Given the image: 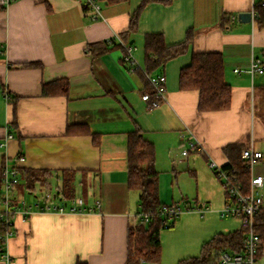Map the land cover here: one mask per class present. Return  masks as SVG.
<instances>
[{"label":"crops","instance_id":"obj_1","mask_svg":"<svg viewBox=\"0 0 264 264\" xmlns=\"http://www.w3.org/2000/svg\"><path fill=\"white\" fill-rule=\"evenodd\" d=\"M253 1H150L128 42L138 66L125 60L123 48L98 57L86 49L126 31L142 0H101L97 20L77 0H14L0 9V173L5 163L39 172L34 190L22 180L15 197L41 188L60 204L70 179L68 197L80 199L82 210L36 208L38 200L46 203L45 193L26 203L32 212L14 215L0 264H126L128 229L139 207V192L128 187V134L136 127L155 147L160 201L194 207L162 230L161 264L199 256L215 235L242 227L240 217L222 216L230 199L211 162L228 164L233 146L264 154V72L249 71L252 54L264 60V26L240 18L252 13ZM190 29L186 52L152 73L166 74V99L150 107L142 99L149 87L143 35L160 32L173 45ZM195 52L223 55L232 88L228 108L200 111L198 90L180 89V71ZM58 79L68 80V93L43 92V84ZM70 126L89 131L68 133ZM188 138L203 149L184 155ZM254 173L264 177V156ZM259 261L264 264V242Z\"/></svg>","mask_w":264,"mask_h":264},{"label":"trees","instance_id":"obj_2","mask_svg":"<svg viewBox=\"0 0 264 264\" xmlns=\"http://www.w3.org/2000/svg\"><path fill=\"white\" fill-rule=\"evenodd\" d=\"M105 1L110 3L124 0ZM150 1L152 0H142L130 20L129 28L119 34L118 37L90 43L86 50L92 57H98L115 48H123L126 54L123 43H128L137 32L140 14ZM161 1L170 2V0ZM5 7L0 4V9ZM253 11L258 26H264V0H254ZM192 41L193 31L191 29L188 30L186 39L183 42L173 45L166 44L164 35L160 32L144 34L143 60L146 72L152 74L162 71L170 59L186 52ZM31 65H35V63L17 64V66ZM147 81L149 83L147 92L151 98H155L156 93L153 86L149 79ZM68 87L69 82L67 79H58L43 84V92L47 94H66L68 93ZM180 89L198 90V109L200 111L228 108L231 104L232 88L225 78V63L221 52L193 53L191 63L180 71ZM88 131V129H83L81 126H70L68 128V133ZM233 150L234 156L231 157V161L223 166L229 169L237 168L241 179L249 185L251 176L245 161L241 158V150L237 146H233ZM155 161L154 144L144 136L140 127H136L128 134V187L139 192V207L128 229L126 264H161V232L165 229L164 222L167 217L163 213L166 204L162 203L158 196V170ZM19 172L21 181L24 180L26 188L33 191L34 182L41 180L39 172L22 167L19 168ZM59 191L56 193L58 194ZM141 212L146 213L149 220L146 221L144 217H141ZM174 221L175 219L169 222V227L173 226ZM254 228L261 239L260 255L264 242V208L256 215ZM4 233L5 228L0 221V236ZM246 235L247 227L243 225L238 230L217 234L204 244L201 255L182 259L177 264H219L220 254L223 251L241 252L244 249ZM5 245L4 240L0 238V253L4 251Z\"/></svg>","mask_w":264,"mask_h":264},{"label":"built area","instance_id":"obj_3","mask_svg":"<svg viewBox=\"0 0 264 264\" xmlns=\"http://www.w3.org/2000/svg\"><path fill=\"white\" fill-rule=\"evenodd\" d=\"M14 0H0V4L8 6ZM82 3L85 11L89 12L92 19L97 20L103 18L101 12V0H77ZM255 16V12L252 9V17ZM118 37V36H117ZM126 54V61L130 62L134 66H138L139 63L134 56V46L130 43H123ZM249 71L253 77L256 73L264 72V60L260 57L252 54L250 60ZM149 81L153 86L156 93L155 98H151L148 92L142 94V99L149 103L150 107L157 106L161 101L166 99V81L167 77L164 72L158 74H149ZM12 133L8 137H12ZM187 147L182 150L184 155H187L191 149H203L202 142L197 139L188 138ZM5 142L2 143L4 145ZM262 151L254 149L251 146L245 147L241 150V158L245 161L246 167L250 172L249 185L244 183L241 179L239 170L237 168L229 169L224 166L214 164L211 165L215 168L217 176L221 179L223 187L228 195L230 201L226 203L222 210V216L240 217L242 225L247 227V235L245 238V246L241 252H228L223 251L220 254L219 264H263L259 261V248H260V235L255 231V218L259 211L264 208V194L262 187L264 184V177L254 173V166L263 158ZM25 156H18L17 160H24ZM19 168L16 165L3 164L0 173V203L2 209L0 210V221L3 223L5 233L0 236L7 243L10 236L13 234V218L16 213H22L24 215L32 212V206H26L25 201H17L15 197V188L21 182ZM46 203L42 205L38 200L34 205L41 210H54L59 212H65L67 210L74 212H82L78 209V204L81 203L80 199L75 200L74 203L68 205L65 203L54 202V196L50 192L44 194ZM53 202V203H52ZM191 210L194 207L187 206L182 207L178 204H166L163 210L167 219L164 222V227H169V222L175 219L184 210ZM200 212H203V208H198ZM141 217L145 220H149V216L146 213H140Z\"/></svg>","mask_w":264,"mask_h":264},{"label":"rangeland","instance_id":"obj_4","mask_svg":"<svg viewBox=\"0 0 264 264\" xmlns=\"http://www.w3.org/2000/svg\"><path fill=\"white\" fill-rule=\"evenodd\" d=\"M71 182H72V180H70V179L67 180V182H66L65 188H66L67 194H70V193H72V191H74V188H73V185L71 184ZM45 190L46 189L38 188V191L36 193H30L24 189L23 195H21L19 197L18 201H20V202L25 201L26 203H32V201H34L35 199L41 198L43 196V194L45 193ZM66 199H67L68 204L71 205L72 202L70 200V197L67 196Z\"/></svg>","mask_w":264,"mask_h":264},{"label":"water","instance_id":"obj_5","mask_svg":"<svg viewBox=\"0 0 264 264\" xmlns=\"http://www.w3.org/2000/svg\"><path fill=\"white\" fill-rule=\"evenodd\" d=\"M251 17H252L251 12H244V13L240 14V18L244 19V20H250ZM131 43H133V41H131Z\"/></svg>","mask_w":264,"mask_h":264}]
</instances>
